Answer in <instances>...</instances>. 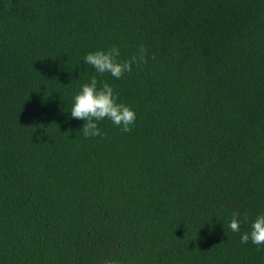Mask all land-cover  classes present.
<instances>
[{
	"label": "trees",
	"instance_id": "obj_1",
	"mask_svg": "<svg viewBox=\"0 0 264 264\" xmlns=\"http://www.w3.org/2000/svg\"><path fill=\"white\" fill-rule=\"evenodd\" d=\"M141 45L97 76L132 130L84 138L83 56ZM233 212L264 213V0H0V264H264Z\"/></svg>",
	"mask_w": 264,
	"mask_h": 264
},
{
	"label": "clouds",
	"instance_id": "obj_2",
	"mask_svg": "<svg viewBox=\"0 0 264 264\" xmlns=\"http://www.w3.org/2000/svg\"><path fill=\"white\" fill-rule=\"evenodd\" d=\"M145 53L146 49L141 45L137 54L121 61L118 59L121 55L120 49L112 46L90 51L83 56L84 64L91 65L95 74L80 86V90L73 96L69 111L72 118L84 121L80 130L84 138L102 136L98 122L105 119L121 132L127 133L132 130L137 118L135 111L123 102H119L118 93L113 87L104 80L98 81L97 76L107 73L115 79H120L126 72L132 70L133 64L143 62ZM243 219L246 220L247 217ZM242 222L240 214L233 212L227 228L240 233L241 244L251 242L258 249L264 247V213L255 216L249 223L248 231L240 232Z\"/></svg>",
	"mask_w": 264,
	"mask_h": 264
}]
</instances>
